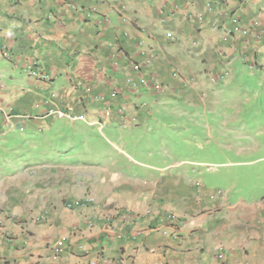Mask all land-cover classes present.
Masks as SVG:
<instances>
[{
  "label": "crops",
  "instance_id": "0c3cea01",
  "mask_svg": "<svg viewBox=\"0 0 264 264\" xmlns=\"http://www.w3.org/2000/svg\"><path fill=\"white\" fill-rule=\"evenodd\" d=\"M199 13L204 22L190 19ZM242 75L264 80V0H0V264H264V203L100 163L1 166L9 132L43 137L56 120L70 124L56 113L132 137L145 115L209 106L202 98ZM150 78L159 89L139 82ZM171 212L181 220L172 235L160 220Z\"/></svg>",
  "mask_w": 264,
  "mask_h": 264
},
{
  "label": "rangeland",
  "instance_id": "374dc122",
  "mask_svg": "<svg viewBox=\"0 0 264 264\" xmlns=\"http://www.w3.org/2000/svg\"><path fill=\"white\" fill-rule=\"evenodd\" d=\"M226 79L217 95L202 98L209 106L169 102L162 116L145 115L148 124L132 137L121 131L114 138L83 120H56L43 137L29 127L9 132L1 166L12 172L42 158L100 163L141 181L183 176L200 184L202 194L257 206L264 203V80L242 75L226 86ZM177 219L170 235L179 230Z\"/></svg>",
  "mask_w": 264,
  "mask_h": 264
},
{
  "label": "built area",
  "instance_id": "2783aa9c",
  "mask_svg": "<svg viewBox=\"0 0 264 264\" xmlns=\"http://www.w3.org/2000/svg\"><path fill=\"white\" fill-rule=\"evenodd\" d=\"M210 3H206L205 4V7L207 9H210ZM190 19H192V21H196L197 23H201V22H204V13H199L195 16H190ZM167 36L169 38H171V35L168 33ZM141 56H144V61H145V64H148L153 55L152 53L149 52V50H142L141 52ZM134 69L136 71L139 72V67H137V65L134 64ZM140 84L147 87L149 85H153L154 87H156V89H159L158 85H156V83L154 82L153 79H141L140 81ZM56 117L60 118V119H64L68 122H74V121H78V120H83L85 121L84 117L83 116H74V115H71L70 113H56ZM73 204L74 205H78L79 203L77 202H73V203H69L67 206L71 207ZM116 214L118 216H120V218L124 219V220H132V219H135V220H138L140 217L138 215L134 216L133 218H131V214L129 212H126V211H117ZM39 220V219H38ZM161 221L162 223H164V226H169L171 228L175 227V225L177 224V218L175 215L173 214H167V215H164L162 218H161ZM106 230H105V234L107 236L108 239L110 238H115L116 235L115 233L113 232V227L111 225H109V223L106 224ZM117 237L119 238V236L117 235ZM64 249H65V243L64 241H59L58 243H56L53 247V252H54V256H60L61 254H63L64 252Z\"/></svg>",
  "mask_w": 264,
  "mask_h": 264
},
{
  "label": "clouds",
  "instance_id": "9594fccd",
  "mask_svg": "<svg viewBox=\"0 0 264 264\" xmlns=\"http://www.w3.org/2000/svg\"><path fill=\"white\" fill-rule=\"evenodd\" d=\"M167 214H171V213H166V214H164V215H167ZM164 215H162V217L164 216ZM161 217V218H162ZM161 218H160V220H161ZM177 218V217H176ZM177 221H178V219H177ZM166 227H169V226H166Z\"/></svg>",
  "mask_w": 264,
  "mask_h": 264
}]
</instances>
